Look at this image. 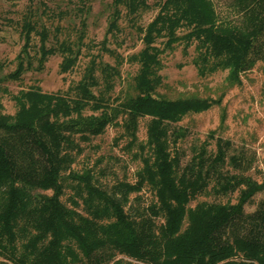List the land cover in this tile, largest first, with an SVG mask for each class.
Returning a JSON list of instances; mask_svg holds the SVG:
<instances>
[{"label": "trees", "instance_id": "trees-1", "mask_svg": "<svg viewBox=\"0 0 264 264\" xmlns=\"http://www.w3.org/2000/svg\"><path fill=\"white\" fill-rule=\"evenodd\" d=\"M155 1L145 22L134 21L141 42L124 55L135 66L118 91L111 87L122 54L105 43L106 31L115 30L121 12L133 21L148 0H108L97 45L112 51V60L88 49L78 75L64 86L43 88L31 80L9 92L12 110L0 100V264H264V160L254 176L248 169L253 149L212 128L185 154L178 139L186 126L176 121L219 102L254 58L264 69V0H220L221 7L214 0ZM89 6L90 0H25L8 17L22 39L12 66L0 63V88L23 68L40 67L53 51L57 68H69L88 43ZM159 33L163 44L180 34L184 42L193 38L190 58L199 73L225 67L212 93L170 90L157 70ZM140 114L146 116L143 138L136 135ZM112 120L122 145L138 157L134 176L104 180L100 165L97 172L90 163L69 164L79 140ZM142 183L151 190L147 198L138 191ZM233 189L232 199L218 196ZM199 192L212 196L196 197Z\"/></svg>", "mask_w": 264, "mask_h": 264}, {"label": "rangeland", "instance_id": "rangeland-1", "mask_svg": "<svg viewBox=\"0 0 264 264\" xmlns=\"http://www.w3.org/2000/svg\"><path fill=\"white\" fill-rule=\"evenodd\" d=\"M25 0H0V63L1 68H9L14 61V52L22 39V34L17 30L8 17L16 16ZM50 3L57 2L62 5L64 0H47ZM216 7H221L220 0H214ZM157 2L148 0V3L139 9L132 18H128L126 13L121 12L118 17V26L112 33L106 31L105 43L122 54L117 63L118 73L114 75L111 90L116 92L123 84L125 76L131 72L135 66V60L124 58L129 50L136 48L141 40L139 37L140 29L134 25V21L142 24L156 9ZM108 12V0H90V6L86 12V26L84 37H87L88 43L81 47V51L75 59V62L67 69L59 70L57 68V59L59 53L53 51L47 54L40 67H25L21 70L19 77H7L1 82L7 89L0 88V100L2 108L12 110L14 101L9 94L19 85H25L28 81L36 80L43 88H53L64 86L69 79L75 78L81 64L87 57L88 49H98L100 56L108 60L113 59V52L105 47L97 45L98 38L102 35ZM69 19L68 15L61 17L65 22ZM184 29V24L179 23L175 26L177 32ZM163 34H156L154 42L160 46L158 50L159 64L157 70L161 78L170 83V90L195 89L198 91H207L212 93L213 86L222 78L225 71L224 66H216L204 73L196 70L194 62L190 56L195 47L193 38L184 42L183 35H178L169 43L163 44L161 38ZM162 88V86H159ZM90 108L88 105L85 109ZM221 113V115H220ZM145 114L138 115L136 125L137 137L144 136ZM177 122L186 126V131L179 137L178 144L184 149L185 154L189 151L191 142H196L206 136L208 129L212 128V133H219L228 136L233 143H242L253 149L254 157L249 171L256 177H259L260 167L264 160V69L261 66L260 59L254 58L245 68L239 71V80L232 82L221 93L219 102H211L199 109L183 112L177 119ZM119 124L112 120L106 122L103 127L88 137L80 139V148L74 153L69 164L81 166L83 163H90L94 169L97 166L102 167L99 176L104 180H112L121 176L132 178L134 168L138 164V157L129 152V149L122 145L124 136L118 135ZM207 145L212 146V136ZM48 190V187L44 188ZM67 190L60 192L64 197ZM134 190H129L128 194ZM143 198L151 194V190L146 183H142L138 188ZM235 189L220 193V198L232 199ZM259 191H254L250 199L244 202L246 208L251 207ZM212 196L211 192L197 193L196 197ZM191 198L190 201H193Z\"/></svg>", "mask_w": 264, "mask_h": 264}]
</instances>
